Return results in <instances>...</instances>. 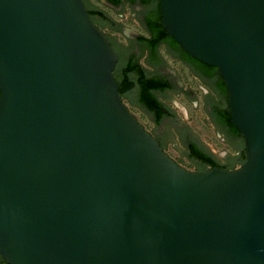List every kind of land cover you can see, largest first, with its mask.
Here are the masks:
<instances>
[{
    "label": "water",
    "instance_id": "water-1",
    "mask_svg": "<svg viewBox=\"0 0 264 264\" xmlns=\"http://www.w3.org/2000/svg\"><path fill=\"white\" fill-rule=\"evenodd\" d=\"M89 1L145 33L130 6L122 14L108 0ZM160 13L190 56L219 68L247 159L195 170L177 141L181 154L168 148L178 164L148 131V115L124 102L119 55L85 0H0L7 264H264V0H161ZM169 99L178 113L193 111L184 98ZM193 125L221 155L215 132L201 119Z\"/></svg>",
    "mask_w": 264,
    "mask_h": 264
},
{
    "label": "flooded vegetation",
    "instance_id": "flooded-vegetation-1",
    "mask_svg": "<svg viewBox=\"0 0 264 264\" xmlns=\"http://www.w3.org/2000/svg\"><path fill=\"white\" fill-rule=\"evenodd\" d=\"M160 4L161 0H122L120 4H113V6L108 5L118 11H122V14L124 8L127 5L130 6L132 11L129 18L137 21L141 29L145 31V33L136 31L122 25L120 30L115 32H120L126 41L115 34H108L105 31L107 28L111 29L110 24L103 23V26H101L96 19L93 20L94 23L108 35L112 46L119 55V62L114 71L118 83L122 81V78L126 74V62L135 57L138 58L140 62L142 60L146 61V73L150 77H154L160 80V83L165 84L162 87H155L153 91L163 103L162 109L155 108L153 110H148L138 103L141 86L138 83L136 74L130 73L128 75L134 84L127 93H121L122 90L120 88V94L125 103L126 100H130L129 102H132V106L148 115L149 121L153 125V131L148 130L128 106L140 123H142L160 142L164 150L178 164L182 165L180 160L172 156L168 145L181 154L182 152L177 144V141H180L184 142L187 147L185 153L183 151V155H188V157L193 159L196 165L195 170H206L214 166L235 169L247 159V145L243 134H238L233 130L231 124L227 122L228 116L231 115L229 95L228 91L223 89V84L225 85V83L220 75L219 68L211 65L200 67L189 62L181 53L172 50L167 41H162L159 44L158 53L155 55L150 46L141 40V36L151 38L145 21L150 19L158 20L159 17H161ZM162 47H165L170 57L183 66L187 73L192 75V80L199 86L198 90L200 91V96L199 91L192 89V86L186 81L183 73L169 63V60L161 51ZM173 95L177 99L184 98L191 105L193 111L187 107L186 113L184 111L181 112V114L178 113L177 109H175L177 108L176 101L173 100L171 103L168 102L170 100L169 98ZM198 119L203 121L205 129L214 131L219 139L218 141L226 146V149H224L226 151H221V155H219L216 150V147L220 144L209 136V134L207 135V132L203 134L195 129L193 122H196ZM206 136H209L212 141L209 142ZM194 149L204 154L209 159L204 160L198 156L192 157ZM1 257L2 256H0V264H7L6 262L4 263Z\"/></svg>",
    "mask_w": 264,
    "mask_h": 264
},
{
    "label": "trees",
    "instance_id": "trees-1",
    "mask_svg": "<svg viewBox=\"0 0 264 264\" xmlns=\"http://www.w3.org/2000/svg\"><path fill=\"white\" fill-rule=\"evenodd\" d=\"M111 3L117 5L122 3V0H108ZM87 7L90 11V14L92 16V19L96 21L99 19L102 23H108L110 24V28L114 31H119L122 27L121 23H118L111 19L109 15L101 8L93 5L89 0H86ZM145 24L148 26V30L151 34V38H148L146 36H141V40L145 42L154 54L156 55L158 53V46L162 41H167L169 47L174 50L175 52L181 53L183 57L188 60L191 63H194L197 66L200 67H206L210 66L208 64H205L194 57L190 56L183 48L182 46L175 41L170 35H168L165 31V29L162 26V18L159 17L158 20L156 19H150L145 21ZM126 74L122 78V81L119 82L121 93H127L129 89L133 86L134 82L131 80V78L128 76L130 73L136 74L138 78V83L141 86V93L140 97L138 99V103L143 105L148 110H153L155 108L162 109L163 103L159 100V98L154 94V88L155 87H162L165 84L160 83V80L150 77L146 73L145 66L140 62L138 58H132L126 62ZM213 73V72H212ZM210 74V73H208ZM223 89L226 91V86L223 84ZM231 113V112H230ZM227 122L231 124L234 131H236L238 134H241V132L233 125L231 121V115L228 116ZM200 157L204 160H208L209 158L205 156L204 154L198 152L196 149L192 152V157ZM1 256V255H0ZM2 258V257H1ZM2 260L4 263L6 262L3 258Z\"/></svg>",
    "mask_w": 264,
    "mask_h": 264
}]
</instances>
